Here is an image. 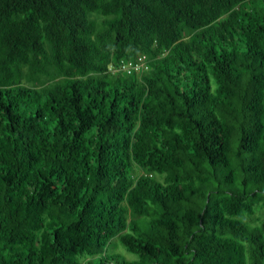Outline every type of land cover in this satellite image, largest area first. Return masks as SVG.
I'll return each instance as SVG.
<instances>
[{
	"label": "trees",
	"instance_id": "16d2710c",
	"mask_svg": "<svg viewBox=\"0 0 264 264\" xmlns=\"http://www.w3.org/2000/svg\"><path fill=\"white\" fill-rule=\"evenodd\" d=\"M0 264H264V0H0Z\"/></svg>",
	"mask_w": 264,
	"mask_h": 264
},
{
	"label": "built area",
	"instance_id": "2783aa9c",
	"mask_svg": "<svg viewBox=\"0 0 264 264\" xmlns=\"http://www.w3.org/2000/svg\"><path fill=\"white\" fill-rule=\"evenodd\" d=\"M109 70L113 72H123L125 74H131L137 71H147L148 65L144 55L139 56L136 60H122L116 65H110Z\"/></svg>",
	"mask_w": 264,
	"mask_h": 264
},
{
	"label": "rangeland",
	"instance_id": "374dc122",
	"mask_svg": "<svg viewBox=\"0 0 264 264\" xmlns=\"http://www.w3.org/2000/svg\"><path fill=\"white\" fill-rule=\"evenodd\" d=\"M114 251L125 254V251L119 246H116ZM129 257H132V255H129Z\"/></svg>",
	"mask_w": 264,
	"mask_h": 264
}]
</instances>
